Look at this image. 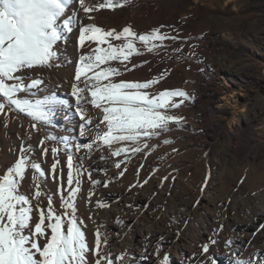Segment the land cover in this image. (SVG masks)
<instances>
[{"label":"snow or ice","instance_id":"obj_1","mask_svg":"<svg viewBox=\"0 0 264 264\" xmlns=\"http://www.w3.org/2000/svg\"><path fill=\"white\" fill-rule=\"evenodd\" d=\"M77 2L78 9L74 7ZM127 2L101 0L94 4L88 0H0V113L7 108L32 121L29 131L20 138L17 158L0 175V264H141L150 258L148 248H152L156 257L153 264H171V254L163 250V235L154 247L146 238L147 247L139 257L130 255L127 250L116 254L111 250L104 225L95 219V215L87 217L96 225L91 233L94 239L90 240L88 224L79 214L82 175L86 173L92 185L88 191V204L92 203L94 189L98 185L107 188L111 182V177L103 180L93 178L91 170L85 168V157H90L93 151L100 153L101 160L124 154L123 160L114 162L117 169L125 164L119 172V176H124L126 162L131 158L128 153L135 155L152 147L149 140L169 131L170 123L183 119L169 114L170 110L192 99L181 89L152 92L165 77L164 72L144 81L114 79L123 72H131L149 63L147 60L139 64L133 62L132 57L142 55L136 46L137 41L151 53L157 50L155 42L163 46L166 40L178 39V36L162 32L163 26L153 28L147 34H138L131 26L120 31L103 30L92 23L84 24L79 16L82 11L92 20L88 14L104 8L122 7ZM77 31L81 54L71 83L74 104H69L43 88L42 76L36 74L35 69L50 66L53 60H57L60 44H66ZM93 44L96 45L94 48ZM85 48L88 51H83ZM112 62H118L123 70L112 66ZM38 92L43 98L32 99ZM174 98L181 99L177 101ZM89 105L98 112H92ZM58 106L79 118V136L60 137L62 143H58L57 136L46 130V126L54 127L51 113ZM33 129L45 131L38 145L32 138ZM79 139L89 142L79 143ZM163 143L171 141L165 139ZM37 146L40 148L39 156ZM82 150L83 155L76 157L75 154ZM49 153L53 163L49 169H44L39 157H47ZM61 153L66 157V184L64 169L59 167ZM100 171L107 172L106 169ZM29 173L32 174L31 194L21 191ZM49 175L53 185L48 184ZM53 186L54 192L51 190ZM137 186L143 185L131 187ZM95 207L107 208L109 203L97 200ZM127 207L131 209L133 206L129 204ZM115 223L127 227L120 217L115 219ZM222 231L223 226L213 230L212 237L187 259L194 257V264H217V253L212 251V246L221 243L219 235ZM234 243L231 238L223 241L230 250ZM233 256L231 264H246L236 259L235 254ZM256 264H264V260H257Z\"/></svg>","mask_w":264,"mask_h":264},{"label":"rangeland","instance_id":"obj_2","mask_svg":"<svg viewBox=\"0 0 264 264\" xmlns=\"http://www.w3.org/2000/svg\"><path fill=\"white\" fill-rule=\"evenodd\" d=\"M74 7L78 9V2ZM88 15L93 19L79 12L84 24L103 30L131 26L138 34H147L163 26L162 32L178 36L175 41H164L163 46L155 42L157 50L151 53L137 41L142 55L132 57L133 62L149 63L114 79L144 81L164 72L152 92L181 89L192 98L170 110L169 114L183 119L149 140L152 147L135 155L128 153L131 158L124 176L141 170L142 177L178 178L187 189L203 187L207 180L206 185L213 187L212 204L199 207L191 218L209 216L214 230L223 226L221 243L216 246L224 247L223 241L231 238L234 250L241 243L251 260H264V240L254 235L255 231L264 233V220L259 221L257 215L264 208V0H128L122 7ZM80 54L77 31L66 44H60L57 60L35 69L42 76L43 88L53 80L67 79L71 90ZM112 66L123 70L118 62ZM38 94L32 99H42ZM69 95L74 104L71 91ZM20 116L23 114L7 108L0 113V144L21 142L18 124L13 135L4 129ZM165 139L171 143H163ZM123 159L124 154L115 162ZM121 167L123 170L125 164ZM202 193H206L204 188ZM238 217L247 220L246 230L234 222Z\"/></svg>","mask_w":264,"mask_h":264},{"label":"bare ground","instance_id":"obj_3","mask_svg":"<svg viewBox=\"0 0 264 264\" xmlns=\"http://www.w3.org/2000/svg\"><path fill=\"white\" fill-rule=\"evenodd\" d=\"M44 89L55 93L59 98H64L66 102L72 104L69 95L71 90L67 79H62L61 81L53 80ZM38 96L43 98L42 93H39ZM232 101L235 102L236 99L233 98ZM91 111L94 112V109ZM51 119L54 127L46 126V130L57 136L58 140L63 136H79V118L65 111L62 107L58 106L52 111ZM13 121L10 125H4L5 131L7 129V135H13L17 127L15 125L18 124L21 136H23L29 131L30 124L32 123L24 115L15 117ZM68 129H72L73 131H67ZM44 134V130L37 132L33 129V141L38 143V140ZM9 137L7 139H11ZM78 142L87 143L89 141L79 139ZM20 143L8 140V143L0 144V175L14 163L18 156ZM49 146H53L51 142ZM39 150L40 148L37 146L36 153ZM83 153L84 150L75 155L76 157H80ZM105 153H107V149H105ZM116 159L117 157L109 156L107 160H101L98 151H93L90 157H85V168L91 170L93 178L103 180L111 177V182L107 188H104L101 184L94 189L92 203L88 204L86 202L89 199L88 191L92 185L89 182L88 175L86 177L82 175L81 192L78 198L80 206L79 214L88 224L89 239H94L91 233L95 230L96 225L88 221L87 217L94 214L95 219L104 225L103 230L108 234L109 244L113 253L118 254L127 250L130 255L134 254L136 257H139L140 253L147 247L146 238L150 239L154 247L160 236L163 235L165 237L162 242L164 246L163 250H167L171 254V264H181V261H183V264H194L195 258L193 257L192 260H189L187 257H192L200 245L212 237L214 228L209 223L211 220L209 216H205L204 220L191 217L194 216L199 207H209L212 204L211 189L213 187L206 185L207 180H205L203 187L187 189L181 185V181L178 178L169 176H166L167 179H164L165 177L157 178L156 176L142 177L141 170H137L129 177H120L119 172L122 170V167L121 169L114 167ZM39 160L44 169H49L53 163L50 153L44 158L40 156ZM62 162L65 163L64 166H62ZM59 167H63L64 169L66 184L67 167L66 157L63 153L60 154ZM101 169H106L107 172L100 171ZM31 175L29 173L27 179L24 181L26 184H23L21 188V191H26L29 194L33 191ZM145 180L148 181L146 184L143 183ZM48 184L53 185L51 175L48 176ZM137 184L143 186L131 187ZM203 188L206 190L204 194L202 193ZM51 190L54 192L55 187L53 186ZM56 200L59 203L58 197H56ZM97 200L108 202L109 207L96 208L95 204ZM43 202L47 203L46 200ZM129 204L133 206L131 209L127 207ZM257 215H259V221L264 220V208ZM117 217L122 218L127 227L117 225L115 223ZM188 218L192 220L189 224H186V219ZM234 222L242 230H246L249 227L244 217H238ZM252 229H255V227ZM255 232L254 235L264 240V233ZM242 245L241 243L238 245L240 247L238 251L234 250L233 247L230 250L225 246H212V251L217 253L215 257L217 264H231L234 258L233 254H235L236 259L243 260L246 264L247 262L256 264L257 260L255 258L251 260L250 256H248L249 254L242 248ZM148 255L150 258L142 261L141 264H153V260L156 257L152 254V248H148Z\"/></svg>","mask_w":264,"mask_h":264}]
</instances>
